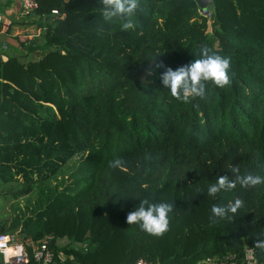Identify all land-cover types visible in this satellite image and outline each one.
<instances>
[{
    "label": "trees",
    "instance_id": "trees-1",
    "mask_svg": "<svg viewBox=\"0 0 264 264\" xmlns=\"http://www.w3.org/2000/svg\"><path fill=\"white\" fill-rule=\"evenodd\" d=\"M35 1L36 19L10 21L17 45L0 63V236L29 254L49 238L52 264H241L248 250L264 264V184L207 196L233 167L264 176V0H212L211 25L197 0H138L128 29L100 0ZM201 49L229 58V83L177 101L159 66ZM142 199L173 204L164 234L126 223Z\"/></svg>",
    "mask_w": 264,
    "mask_h": 264
},
{
    "label": "clouds",
    "instance_id": "clouds-1",
    "mask_svg": "<svg viewBox=\"0 0 264 264\" xmlns=\"http://www.w3.org/2000/svg\"><path fill=\"white\" fill-rule=\"evenodd\" d=\"M102 16L104 20L117 19L125 21L124 29L132 27L130 19L136 14L138 0H100ZM230 60L227 57L215 53H209L207 49H201L198 59L189 64L177 67L160 65L163 71L159 80L164 89L177 101L187 103L190 99L203 98L208 83L218 87H224L229 83ZM112 167L121 168L123 161L116 159L111 162ZM234 179L226 176L219 177L216 182L207 186V196H215L221 191H232L239 184L241 187H251L264 184V176L240 175L239 168L233 167ZM242 201L236 199L227 205H213L211 213L213 218H226L237 213ZM173 210V204L167 202L150 203L142 199L133 211L126 216L128 225H138L145 233L151 236H160L168 230L169 213ZM253 247L264 254V236L253 242Z\"/></svg>",
    "mask_w": 264,
    "mask_h": 264
},
{
    "label": "built area",
    "instance_id": "built-area-1",
    "mask_svg": "<svg viewBox=\"0 0 264 264\" xmlns=\"http://www.w3.org/2000/svg\"><path fill=\"white\" fill-rule=\"evenodd\" d=\"M20 9L16 20L29 21L35 18L37 10V3L35 0H19ZM54 15H58V11H53ZM200 14L212 24V11L208 8H200ZM10 21H8L4 14L0 12V63L8 60L9 42L10 37L7 34V29ZM22 42H25L31 37L20 36ZM0 254L3 256L4 264H29L31 257L39 264H52L54 262V252L50 248V239L46 238L42 241L41 247L32 254H29L24 245L19 241L17 234H5L0 236ZM133 264H151L143 259L136 261ZM204 264H239L232 259H227L221 263L205 260ZM241 264H258L255 254L252 250H248L246 258Z\"/></svg>",
    "mask_w": 264,
    "mask_h": 264
},
{
    "label": "rangeland",
    "instance_id": "rangeland-1",
    "mask_svg": "<svg viewBox=\"0 0 264 264\" xmlns=\"http://www.w3.org/2000/svg\"><path fill=\"white\" fill-rule=\"evenodd\" d=\"M210 6V4H208V5H206L204 8H208ZM7 19V18H6ZM14 19L16 20V18H9L8 20L9 21H14ZM18 35H20V36H23V35H21V34H18ZM38 39V45H42V43H43V38L42 37H40L39 36V38H37ZM20 40V39H19ZM21 41V40H20ZM8 42H11V43H14L15 45H17V43L15 42V39H13V38H11L10 40H9V38H8ZM26 42V41H25ZM10 43V44H11ZM40 43V44H39ZM40 53H41V51L40 50H38L37 51V53H35V56L34 57H36V58H38L39 56H40ZM2 213H6V209H5V206H1L0 205V214H2ZM59 245L60 246H62V247H64V246H67V245H69V243H68V241H66V240H62V241H60L59 242ZM60 257L62 258V259H66V257L64 256V254H62V253H60Z\"/></svg>",
    "mask_w": 264,
    "mask_h": 264
},
{
    "label": "crops",
    "instance_id": "crops-1",
    "mask_svg": "<svg viewBox=\"0 0 264 264\" xmlns=\"http://www.w3.org/2000/svg\"><path fill=\"white\" fill-rule=\"evenodd\" d=\"M19 9H20L19 0H14L12 2V4L10 5V7L7 8V11H6V14H5V17L7 18V20L9 18H16L17 15H18Z\"/></svg>",
    "mask_w": 264,
    "mask_h": 264
},
{
    "label": "water",
    "instance_id": "water-1",
    "mask_svg": "<svg viewBox=\"0 0 264 264\" xmlns=\"http://www.w3.org/2000/svg\"><path fill=\"white\" fill-rule=\"evenodd\" d=\"M200 8H204L208 4H212V0H197Z\"/></svg>",
    "mask_w": 264,
    "mask_h": 264
}]
</instances>
